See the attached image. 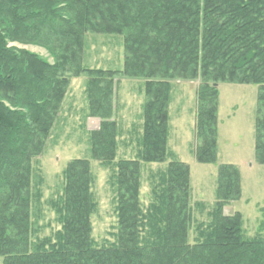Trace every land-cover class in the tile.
I'll use <instances>...</instances> for the list:
<instances>
[{"label":"trees","instance_id":"trees-1","mask_svg":"<svg viewBox=\"0 0 264 264\" xmlns=\"http://www.w3.org/2000/svg\"><path fill=\"white\" fill-rule=\"evenodd\" d=\"M87 35L123 39L122 71L84 65ZM13 44L45 49L54 62ZM86 78L93 161L112 169L117 232L108 246L92 237L97 210L89 159L63 171L62 193L50 203L60 225L33 243V163L43 156L71 80ZM119 78L143 82L141 131L135 158L117 161ZM196 161H218L219 86L258 87L255 160L264 166V0H0V260L2 264H264V237L248 239L240 213V169L218 168L208 222L193 226L190 167L176 159L149 177L141 201L143 165H162L169 152L175 81H197ZM202 211L203 204H197Z\"/></svg>","mask_w":264,"mask_h":264},{"label":"rangeland","instance_id":"rangeland-1","mask_svg":"<svg viewBox=\"0 0 264 264\" xmlns=\"http://www.w3.org/2000/svg\"><path fill=\"white\" fill-rule=\"evenodd\" d=\"M12 46L28 50L53 63L50 54L37 46ZM84 65L88 68L122 71L124 67L123 39L115 36L87 35ZM200 80L175 81L170 103V157L162 165H143L141 201L150 203L149 177L152 172L166 169L176 159L191 170L193 226L190 243L196 242L194 226L208 222V211L216 202L218 168L234 165L240 169L242 198L225 208L226 215L240 213L243 231L248 239L264 237V166L255 160V120L258 87L253 85L222 84L219 86L218 161L214 165L199 164L194 156L196 149L197 90ZM86 78L71 80L69 93L61 115L49 138L43 156L33 163L34 193L40 191V200L34 199L31 207L33 243L52 237L60 225L50 203L61 195L63 171L75 159H89L94 185L93 196L97 210L92 216V237L97 246H108L115 241L117 216L115 193L110 185L112 169L93 161L89 152V132L99 129L100 120L89 118L86 99ZM145 103L143 82L119 78L116 90V116L119 127L117 161L135 158L136 142H131L134 126L141 131ZM197 204H203L202 211ZM2 264V260H0Z\"/></svg>","mask_w":264,"mask_h":264}]
</instances>
